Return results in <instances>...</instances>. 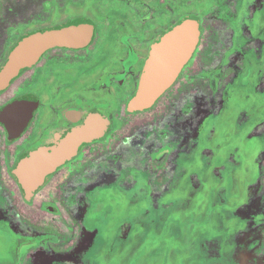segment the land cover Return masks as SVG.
Segmentation results:
<instances>
[{
	"label": "flooded vegetation",
	"instance_id": "flooded-vegetation-1",
	"mask_svg": "<svg viewBox=\"0 0 264 264\" xmlns=\"http://www.w3.org/2000/svg\"><path fill=\"white\" fill-rule=\"evenodd\" d=\"M186 20L199 30L190 57L150 106L130 109L151 48ZM76 22L90 26L87 42L45 50L0 90V264H122L123 242L174 223L209 237L178 263L166 242L150 264H192L191 251L200 264H264V57L251 55L264 0H0V69L23 39ZM219 114L230 146L259 144L246 187L245 147L187 162ZM91 120L105 128L27 198L20 160Z\"/></svg>",
	"mask_w": 264,
	"mask_h": 264
},
{
	"label": "water",
	"instance_id": "water-1",
	"mask_svg": "<svg viewBox=\"0 0 264 264\" xmlns=\"http://www.w3.org/2000/svg\"><path fill=\"white\" fill-rule=\"evenodd\" d=\"M90 26L76 22L28 36L16 44L0 69V90L25 67L31 66L54 46H77L88 40ZM198 24L186 20L165 34L150 50L138 91L129 102V108L141 110L173 82L186 63L198 41ZM104 123L88 121L81 128L60 136L56 142L25 155L16 167V175L29 198L43 181L44 176L69 160L85 143L104 129Z\"/></svg>",
	"mask_w": 264,
	"mask_h": 264
},
{
	"label": "rangeland",
	"instance_id": "rangeland-1",
	"mask_svg": "<svg viewBox=\"0 0 264 264\" xmlns=\"http://www.w3.org/2000/svg\"><path fill=\"white\" fill-rule=\"evenodd\" d=\"M250 1L251 0H246V3H249ZM214 6L215 5L213 4L212 5V12L216 13V10L213 9ZM219 7H220L219 12H222L221 11L222 7L220 5H219ZM256 30H257V28H255L253 31L256 32ZM263 37H264V34H260L261 41H262ZM251 55H257V56L264 57V42L260 46L259 50L257 52L252 51ZM249 60H251L250 57H249ZM248 71L253 73V74L257 72L256 68H250V70H248ZM235 87L238 90V88H240V85L236 84ZM216 119H217V121H216V125H217L216 127L217 128H215L216 131L214 133V140L212 142H209L207 140V138H205V141H203L202 144H200L196 148L199 150V154L193 155L191 157L192 159H190V158L187 159V162L194 164L196 157L198 155H200V157H202L203 160L206 161V158H205L203 153H204V150H206V148H208V147L210 149H212L213 154L216 155L215 157H217L218 159H223V160L225 158L228 159L229 156L231 155V152H233V151H234L236 157L238 158L239 153H241L243 151V147H245L247 149L246 152L249 151V155H248L249 160H247V162H249L248 163L249 168L246 171V172H248V176H245V178H247V179H246V181H244V185H245L244 187H246V185L248 183H252L251 182L252 181L251 179H253L252 175H253V173L254 174L256 173V170L253 171L254 167H253L252 163H253V158L255 157L256 153L258 152L259 144L256 142V139H251L249 142H247V144L235 142L233 144V146H230L229 141L234 140V136H235L234 127L232 126L231 123H225V125H224L223 124L224 123L223 118H222V116H220V114H219L218 118H216ZM226 137L228 138L229 141L226 139ZM209 157H212V156H209ZM239 162H240V159H239ZM211 165H212V163L205 165V168H207V171H209L211 173V175L213 176V168L211 167ZM255 178H256V176H255ZM141 198H142V196L139 195L138 199L140 200ZM129 202L132 205V210H135L133 203L131 201H129ZM174 202H176V204H177V197L174 198ZM130 209L131 208H130L129 203H128V207H123L122 214L124 215ZM144 209L145 208H143V210ZM174 215L177 216L176 214H174ZM215 228H216V226H215ZM203 230L204 229L197 227V229L192 228L191 230H189L191 233H184L183 226L179 225V223H174V224L170 225L169 228H167V229H166V225L160 224L155 229L152 228L148 234H145L144 238L137 239L138 241H137L136 245H135L134 240H133V242L131 241L132 242L131 245H130L129 241L123 242L122 247H123V249H126V250L124 251L125 254L122 255V259H121L122 262L121 263L122 264H134V263H136V260L139 259L140 262L142 261V264H150L151 260L157 259L159 256L158 253H162V249L166 248V246H165L166 244L163 246H160L166 242H168L167 247H169L172 250L174 248V253L180 254L179 256L174 257L177 260L178 258L183 256L185 248H195L198 246V244L200 245L202 243L203 240H201V239H205L206 237H209V234H204V233L202 234L201 233V231H203ZM146 231H148V230H146ZM162 231H163L164 235L161 234ZM158 248H160V250H157ZM157 251H158V253H156ZM171 253H173V252H170L169 259L172 256ZM190 253H193V255L190 257L186 256L188 259H190V263H192V264L204 263V261H200V259H202L203 256L198 255V253L195 255L194 254L195 251H191ZM160 255H162V254H160ZM161 260H162V258H161ZM191 261H193V262H191ZM112 263L113 264L115 263V258H113V255H112V257L110 255H103L101 264H112ZM152 263H153V261H152ZM154 263H155V261H154ZM176 263H178V260L176 261Z\"/></svg>",
	"mask_w": 264,
	"mask_h": 264
}]
</instances>
